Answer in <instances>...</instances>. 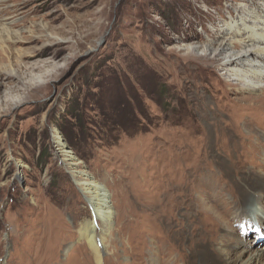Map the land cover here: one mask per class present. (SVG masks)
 I'll list each match as a JSON object with an SVG mask.
<instances>
[{
  "label": "rangeland",
  "instance_id": "rangeland-1",
  "mask_svg": "<svg viewBox=\"0 0 264 264\" xmlns=\"http://www.w3.org/2000/svg\"><path fill=\"white\" fill-rule=\"evenodd\" d=\"M240 9L264 0H1L0 264H98L92 180L101 264H168L199 204L264 179V92L223 66Z\"/></svg>",
  "mask_w": 264,
  "mask_h": 264
},
{
  "label": "bare ground",
  "instance_id": "bare-ground-1",
  "mask_svg": "<svg viewBox=\"0 0 264 264\" xmlns=\"http://www.w3.org/2000/svg\"><path fill=\"white\" fill-rule=\"evenodd\" d=\"M230 19L226 26L229 39L221 45V49L225 52L233 49V46L248 49L236 57V53H229H232L231 56L223 64L226 67L225 75L238 81L247 91L264 92V12L254 14L240 9ZM233 36L240 38L234 40ZM246 65L249 67L245 68ZM238 137L244 139V136ZM237 184L228 183L226 189L221 188V195L229 193L231 199H221L217 208L203 201L198 205V217L188 227L192 238L189 241L190 249L187 248L183 254L178 253V258L168 261V264H264V246L252 252L246 249L249 242L260 243L264 238V179ZM82 189L91 206L94 222L83 223L80 232L95 252L98 264H101V250L96 239L105 236L110 229L113 210L108 192L96 181H90ZM151 261V264H161L157 258Z\"/></svg>",
  "mask_w": 264,
  "mask_h": 264
}]
</instances>
